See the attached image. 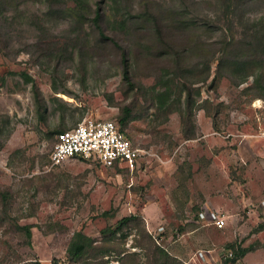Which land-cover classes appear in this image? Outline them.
<instances>
[{
    "label": "rangeland",
    "instance_id": "374dc122",
    "mask_svg": "<svg viewBox=\"0 0 264 264\" xmlns=\"http://www.w3.org/2000/svg\"><path fill=\"white\" fill-rule=\"evenodd\" d=\"M67 4L52 16L47 2L32 1L0 14V115L8 121L0 118V264L66 263L75 233L100 241L104 228L135 214L185 264L199 250L197 258H211L192 264L224 260L232 244L255 250L227 264H264V82L250 77L237 86L224 78L213 90L212 76L200 84L193 138L176 106L167 115L153 105L150 88L162 62L146 53L156 44L142 31L115 24L126 11H154L168 19L174 11L204 27L203 41L217 40L228 23L225 7L218 0H122L116 8L106 0V35L117 36L118 46L88 25L81 31L67 11L73 3ZM238 11L246 28L264 27V0H247ZM37 17L45 20L42 26ZM176 40L188 41L179 35ZM120 45L130 53L134 88L124 79ZM215 69L216 63L213 74ZM33 84L46 110L39 109ZM127 106L138 119L125 133L143 150L134 168L79 159L51 165L56 130L86 118L119 122ZM221 214L233 216L222 230L213 224ZM25 226H33L31 240L20 228ZM138 227L124 244L133 252L141 251L133 247Z\"/></svg>",
    "mask_w": 264,
    "mask_h": 264
},
{
    "label": "trees",
    "instance_id": "16d2710c",
    "mask_svg": "<svg viewBox=\"0 0 264 264\" xmlns=\"http://www.w3.org/2000/svg\"><path fill=\"white\" fill-rule=\"evenodd\" d=\"M47 2L49 6L48 16L57 14L59 8L68 7V0H0V14L11 10H18L20 5L27 2ZM73 6L67 11L73 18V22L82 31L88 25L97 32V35L104 40L111 41L119 46L117 36L106 35L105 24L110 21L107 12L101 7L102 2L93 0H69ZM119 7L122 0H107ZM226 9L228 23L226 28H221L223 37L213 40L212 38L203 41L202 26L182 20L181 14L172 12L171 17L158 14L154 11L135 14L133 10L126 11L120 19L115 21L117 28L129 32H143L156 44L148 46L146 56L156 57L162 62L160 73L156 75L157 84L150 88L153 105L156 111L163 114L172 113L174 106L180 112L182 125L188 127L184 132L196 137L194 128L195 107L198 105L195 97L201 96L200 84L211 80V89L217 90L219 83L224 78L231 79L237 86L248 82L250 77H256L258 83L264 82V27L260 30L254 27L244 26V14L238 11L247 0H218ZM118 10V9H117ZM119 11V10H118ZM181 16V17H180ZM231 17V20L230 18ZM235 19L240 21L242 31L235 30ZM38 23L42 26L44 19L37 17ZM210 36L215 32L209 29ZM187 38L186 43H178L176 36ZM1 41V37H0ZM122 50V61L124 64V79L134 87V76L130 61V53L120 45ZM216 69L213 74V64ZM142 90L144 86H137ZM261 88L264 92V85ZM1 89V87H0ZM147 90V89H146ZM33 92L39 109H44V99L41 90L33 84ZM264 95V93H262ZM57 98V97H56ZM5 117V116H4ZM1 123L8 121L0 115ZM6 118V117H5ZM132 107H124L119 115L118 124L125 133L124 128L128 123L137 120ZM169 119H166V122ZM0 133H4L1 127ZM191 126V129H190ZM65 130H56L57 135ZM10 135V132L8 136ZM126 135V133H125ZM127 136V135H126ZM107 215L108 213H104ZM142 224V217L139 214L123 217L114 226H108L101 231V240L86 235L83 232L74 234L67 249L68 263L71 264H110L118 261L119 264H185L179 258L172 255L166 248L158 243ZM139 228V235L134 238L133 247L139 248L140 252L129 250L124 244L133 227ZM32 227H20L25 231L28 239L32 238ZM127 233V234H126ZM234 256L227 259L230 263L243 258L248 252L255 250L254 245L248 247L232 244ZM145 259L142 263V259ZM60 262L54 263L58 264ZM36 264H41L37 262Z\"/></svg>",
    "mask_w": 264,
    "mask_h": 264
},
{
    "label": "built area",
    "instance_id": "2783aa9c",
    "mask_svg": "<svg viewBox=\"0 0 264 264\" xmlns=\"http://www.w3.org/2000/svg\"><path fill=\"white\" fill-rule=\"evenodd\" d=\"M142 155L143 150L132 143L118 122L86 118L73 128L56 135L50 161L52 166L63 165L67 160L79 159L97 161L106 168H134ZM227 220L226 217H218L213 224L219 229H224ZM155 238L161 244L158 237ZM226 252L224 260L214 264H227L225 260L231 259L234 251L229 249Z\"/></svg>",
    "mask_w": 264,
    "mask_h": 264
},
{
    "label": "crops",
    "instance_id": "0c3cea01",
    "mask_svg": "<svg viewBox=\"0 0 264 264\" xmlns=\"http://www.w3.org/2000/svg\"><path fill=\"white\" fill-rule=\"evenodd\" d=\"M212 138V137H211ZM211 138H209V140H211ZM204 209H209V208H207L206 206L205 207H203V210H202V214L205 216V213H206V211H204ZM218 217H226L228 220H232V217L233 216H231V215H226V214H221V215H219V216H217L216 218H218ZM202 218V216L200 215L199 216V219H201ZM228 220H227V225H228ZM227 227V226H226ZM216 228H218V227H216ZM219 229V228H218ZM222 230V229H221ZM162 245V244H161ZM163 246V245H162ZM164 248H166L165 246H163ZM208 251V250H207ZM202 252H203V250H199L197 253H195V255L193 256V257H191V259H190V261L189 262H186V264H192L193 262H195V263H197V261H199V262H201L202 261V259H204V258H207V257H209V256H201V258L199 259V258H197V256H199V254H201L202 255ZM221 253L220 252H218V254H216V257H219V255H220ZM213 258H215V256H212ZM245 257V256H244ZM211 257H209V259H210ZM208 259V258H207ZM216 259V258H215Z\"/></svg>",
    "mask_w": 264,
    "mask_h": 264
}]
</instances>
